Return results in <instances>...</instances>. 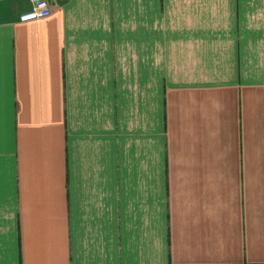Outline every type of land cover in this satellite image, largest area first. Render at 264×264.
Here are the masks:
<instances>
[{"label":"crops","instance_id":"crops-1","mask_svg":"<svg viewBox=\"0 0 264 264\" xmlns=\"http://www.w3.org/2000/svg\"><path fill=\"white\" fill-rule=\"evenodd\" d=\"M0 0V264H264V0Z\"/></svg>","mask_w":264,"mask_h":264},{"label":"built area","instance_id":"built-area-1","mask_svg":"<svg viewBox=\"0 0 264 264\" xmlns=\"http://www.w3.org/2000/svg\"><path fill=\"white\" fill-rule=\"evenodd\" d=\"M29 2L31 4L30 9L20 15L21 21L44 18L51 13L49 0H29Z\"/></svg>","mask_w":264,"mask_h":264}]
</instances>
